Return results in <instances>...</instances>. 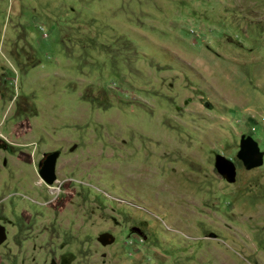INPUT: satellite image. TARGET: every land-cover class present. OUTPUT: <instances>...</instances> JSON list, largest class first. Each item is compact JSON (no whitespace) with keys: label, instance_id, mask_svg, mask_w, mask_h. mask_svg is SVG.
<instances>
[{"label":"rangeland","instance_id":"rangeland-1","mask_svg":"<svg viewBox=\"0 0 264 264\" xmlns=\"http://www.w3.org/2000/svg\"><path fill=\"white\" fill-rule=\"evenodd\" d=\"M242 136L264 152V0H0L2 264H264Z\"/></svg>","mask_w":264,"mask_h":264},{"label":"water","instance_id":"water-1","mask_svg":"<svg viewBox=\"0 0 264 264\" xmlns=\"http://www.w3.org/2000/svg\"><path fill=\"white\" fill-rule=\"evenodd\" d=\"M59 153L53 152L50 153L43 162V165L40 169L39 176L47 184H52L55 180V163L58 158ZM263 156L264 152H261L258 144L251 137L247 136L241 137L239 152H237V158L242 162L243 166L250 170L254 168H259L263 165ZM214 168L216 172L225 180L228 184L235 183L236 180V169L234 163L225 158L222 155H215ZM110 236L107 234L100 235L99 240L103 244H110L106 242V237ZM110 238H112L110 236ZM5 230L4 227L0 226V245L5 241Z\"/></svg>","mask_w":264,"mask_h":264},{"label":"flooded vegetation","instance_id":"flooded-vegetation-1","mask_svg":"<svg viewBox=\"0 0 264 264\" xmlns=\"http://www.w3.org/2000/svg\"><path fill=\"white\" fill-rule=\"evenodd\" d=\"M53 152H58V151H52V152H48V153H43V156H42V159L38 162V164H37V173H38V177L41 179V177L39 176V172H40V169H41V167H42V165H43V162H44V159L50 154V153H53ZM59 153V152H58ZM59 155H60V153H59ZM59 155H58V158H59ZM57 158V159H58ZM56 162H57V160H56ZM235 165V164H234ZM237 168V166L235 165V169ZM236 174H237V169H236ZM221 177V176H220ZM58 176H57V168H56V163H55V180L53 181V183L52 184H47L46 182H44L42 179H41V181H42V183H43V186H44V188H47V189H49V192L52 190V186L53 185H55V184H58ZM225 181V180H224ZM226 182V181H225ZM227 183V182H226ZM34 191H35V193H37V191L35 190V189H33ZM39 190V189H38ZM60 192V191H59ZM38 194H40V191H39V193ZM33 205L34 204H36V202L35 203H32ZM6 218V217H5ZM1 222V221H0ZM8 224H10L11 225V223H9L8 222ZM0 226H2V227H4V230H5V236H6V239H5V241L0 245V250H3L4 249V246L7 244V243H9L10 241H9V239H10V234H9V229L7 228V225L5 224V223H0ZM33 226V225H32ZM31 226V227H32ZM56 227V226H55ZM23 228V227H22ZM30 228V227H29ZM24 229H27V228H24ZM128 233H130V236H136V237H138L139 239H141V244H143V245H145V247H146V244L149 242V240H150V236L147 234V232H146V230H145V227H134V226H131L129 229H128ZM104 234H107V235H110L112 238H110V236H107L106 237V241H105V243L106 242H110V240H111V243L110 244H108V243H106V244H103L100 240H99V237H100V235H104ZM61 240V239H60ZM59 240V241H60ZM96 240H97V243H98V247H102V248H106V249H108L109 247H113V246H116L117 244H119V241H118V239H116V236H115V234L111 231V230H106V231H103V232H101L99 235H98V237L96 238ZM12 244H13V246H15V241H12ZM16 244H17V242H16ZM49 245H51V244H54V242H49L48 243ZM140 244V243H139ZM140 244V246H141V248L143 249V246ZM62 246H64V244H62ZM62 246H61V248H62ZM109 251V250H108ZM153 253H155V252H153ZM105 254L106 253H102L100 256H105ZM142 256L144 255V253L143 254H141ZM56 257H53V259H55ZM0 259H1V253H0ZM6 262V261H5ZM0 264H2V261L0 262Z\"/></svg>","mask_w":264,"mask_h":264}]
</instances>
